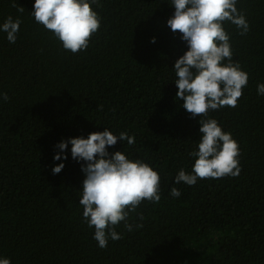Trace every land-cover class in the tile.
<instances>
[{
  "label": "trees",
  "instance_id": "trees-1",
  "mask_svg": "<svg viewBox=\"0 0 264 264\" xmlns=\"http://www.w3.org/2000/svg\"><path fill=\"white\" fill-rule=\"evenodd\" d=\"M35 0H0V24L22 20L15 44L0 32V254L12 264H264V0H239L250 23L241 35L225 22L233 61L249 74L235 108L209 113L240 147L239 176L176 184L191 172L200 116L177 99L174 68L188 49L167 20V0H101L102 17L86 51L72 53L35 22ZM15 5V6H14ZM23 8L19 12V8ZM153 37L156 42L152 43ZM127 132L124 151L158 171L161 200L129 213L121 235L101 249L79 204L81 163L55 161L71 137ZM60 162L65 168L53 174ZM181 196H170L172 188Z\"/></svg>",
  "mask_w": 264,
  "mask_h": 264
},
{
  "label": "clouds",
  "instance_id": "clouds-1",
  "mask_svg": "<svg viewBox=\"0 0 264 264\" xmlns=\"http://www.w3.org/2000/svg\"><path fill=\"white\" fill-rule=\"evenodd\" d=\"M175 11L167 20L173 33H180V39L187 44V51L180 56L172 68L178 88L176 100H183L182 107L192 118L200 116L197 150L191 172L181 168L175 176L176 184L194 186L200 179H219L225 176L237 177L242 171L240 147L231 132L209 113L225 107L235 108L249 74L239 62L233 61L230 34L225 22L235 25L241 35L250 31L246 14L238 9L239 0H167ZM101 0H35L31 15L36 23L49 30L66 51H86L91 37L101 27L102 17L95 10ZM15 6V5H14ZM19 12L23 8L18 9ZM22 20L9 16L0 24V32L6 33L9 43L15 44ZM156 42L153 37L152 43ZM257 95L264 96V83H257ZM7 93L0 92V103L7 102ZM118 141L135 143V137L127 132L114 134L105 127L102 132L71 137L56 145L53 159L66 161L69 145L71 158L81 163L85 175L79 204L83 208V219L89 228H94L93 239L98 247L105 249L109 240L117 241L121 235L116 226L125 222V228L132 231L142 224L128 223L130 212L147 200L159 203L161 200L158 171L139 159H132L124 151H109ZM65 163L52 168L59 174ZM170 196L178 198L181 191L173 187ZM0 264H12V258L0 254Z\"/></svg>",
  "mask_w": 264,
  "mask_h": 264
}]
</instances>
